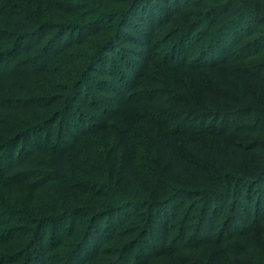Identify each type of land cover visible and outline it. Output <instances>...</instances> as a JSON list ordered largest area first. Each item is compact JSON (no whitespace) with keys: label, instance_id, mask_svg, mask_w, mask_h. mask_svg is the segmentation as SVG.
I'll use <instances>...</instances> for the list:
<instances>
[{"label":"rangeland","instance_id":"obj_1","mask_svg":"<svg viewBox=\"0 0 264 264\" xmlns=\"http://www.w3.org/2000/svg\"><path fill=\"white\" fill-rule=\"evenodd\" d=\"M167 3L170 16L162 0H0L1 141L37 127L14 167L0 143V264H211L213 249L222 264H264V218L252 214L246 232L234 192H219L240 179L255 203L246 179L264 180V0ZM140 16L151 32L137 42ZM221 49L223 64L200 69ZM209 101L234 110L228 128L210 137L189 125L188 149L186 107ZM159 125L175 132L196 190L152 208L140 197L173 194ZM210 197L222 208L199 243ZM161 210L164 232L151 222Z\"/></svg>","mask_w":264,"mask_h":264},{"label":"trees","instance_id":"obj_2","mask_svg":"<svg viewBox=\"0 0 264 264\" xmlns=\"http://www.w3.org/2000/svg\"><path fill=\"white\" fill-rule=\"evenodd\" d=\"M137 1V0H135ZM168 0H162V6H163V16H170V6L168 7ZM181 2V1H180ZM169 20V19H167ZM148 19H145L143 16H140L137 23L135 24V27L131 37L134 38L137 42H139L140 37L143 35H147L151 32V23ZM136 28V30H135ZM4 35H1L2 37H8V33H3ZM25 35L19 36V38L16 39L15 44L12 45V48L7 52L9 54H12L15 50L19 48L23 44V42L26 40ZM223 42H226L225 38H222ZM136 43L134 42V45ZM140 45V44H139ZM138 45V46H139ZM137 48L136 46H134ZM138 51V50H136ZM2 56V55H1ZM3 57V56H2ZM226 53L223 52V49H221L218 52V56L212 55L211 61H208V63H205V65L201 66L200 69L204 70L205 72H213V70L216 68V65L223 64L225 62ZM4 59V57H3ZM1 59L0 61H2ZM173 59L176 61V64H178L179 58L173 56ZM216 60V61H214ZM140 78L134 76L135 80H139ZM261 103L264 105V93L261 95L260 98ZM234 114V110L231 108H227L224 106V104L220 103V101L214 102H206L204 104L197 103V107H190L187 105L186 111L184 113V119L180 122L181 127H185L184 130L179 131L178 137L180 140L184 141V143L187 145L188 149L191 148V141L189 140L188 136V130L186 129L189 125L195 126V131L202 132L205 135H208L210 137H214L217 135V133L220 130H225L228 128L229 120ZM142 120V119H140ZM33 125L27 127L26 129H23L22 131L16 132V136L14 140H11L10 142L5 141L4 139L1 141L0 137V143L4 144V146L8 147V156L6 157L7 164H11L13 167L16 166V160L13 156L14 151L16 150L17 146L21 144L22 140L24 138H35L33 136L34 131L37 134V127H32ZM71 129L68 130H74L77 129V125H73L70 127ZM259 129L264 130L263 127H259ZM77 129L76 131H78ZM16 131V128L14 126H11L10 124L6 127L5 133L11 134ZM35 134V133H34ZM155 140H156V149L157 154L160 158L159 166L163 168V174L167 180H169L172 183L171 192L173 194H168L165 197H151V198H143L140 197L139 204H145V206L149 207H156L160 204L165 203L170 197H173L175 195L183 196V195H192L195 192V186H193V182L191 181V166L188 162L184 160V158L178 153L177 150V144L174 142V136L176 135L174 131L163 129L161 125L157 126V130L154 133ZM69 137H72L71 133H68ZM10 139V138H9ZM39 139V138H38ZM213 139V138H211ZM21 141V142H20ZM37 141V140H36ZM35 141V142H36ZM23 144V143H22ZM28 147L26 143L24 144L22 150H17V157L22 156L21 154L28 152ZM6 162H1L0 165L3 166V164ZM4 168V167H3ZM5 172V169H4ZM200 173V171H199ZM227 176V175H226ZM206 181L208 179L205 177ZM189 181H191L189 183ZM247 184H253L258 185V188L255 191V195L257 197V200L250 199V190L249 187H247V190L239 189V184L241 183L240 179L237 180L235 178H232L228 176V180L225 182V189H223L221 192L222 194H232L234 197H231L235 200L233 211L235 209V216L232 214L231 216L236 220V222L240 225V227L245 228L246 232L251 231V223L250 219L252 214L258 215L264 218V180L259 181L258 183L255 181L254 177H249L246 179ZM216 191V193H219ZM245 192V193H244ZM243 193V194H242ZM245 194V195H244ZM224 198H230V197H224ZM137 201H130L129 203L131 205H135ZM147 202V203H145ZM135 203V204H134ZM254 204V205H253ZM219 208H222V206H219ZM218 203L215 204V197H210L208 199L207 203L205 204L203 208V222L206 223V226H202L198 232L196 233V237L193 239H197L200 241L199 243H203L205 241V236L208 233V226L213 224L214 218L212 215V212H215L216 209L218 210ZM213 210V211H212ZM221 212V211H219ZM165 215H170V211L167 213V211H156V213L152 216L151 222L153 221L156 223V226L159 230L162 232L167 231L168 229V221L165 217ZM184 234L181 233V237H183ZM208 241V240H207ZM210 263L211 264H222L218 252L216 249H213V253L209 256Z\"/></svg>","mask_w":264,"mask_h":264}]
</instances>
